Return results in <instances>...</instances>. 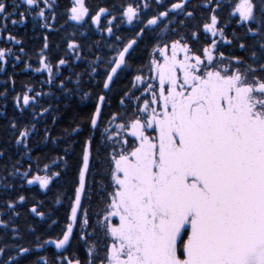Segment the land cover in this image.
I'll return each instance as SVG.
<instances>
[{"label": "trees", "instance_id": "16d2710c", "mask_svg": "<svg viewBox=\"0 0 264 264\" xmlns=\"http://www.w3.org/2000/svg\"><path fill=\"white\" fill-rule=\"evenodd\" d=\"M175 49L188 57L171 54L173 74L191 63L200 73L229 66L224 72L237 71L245 85L264 86V0H0V264H109L110 225L124 264H157L158 253L170 264L238 214L232 195L242 184L228 195L221 186L234 179L231 155L202 133L208 148L183 159L180 195L160 191V174L137 170L126 187L135 180L140 194L120 196L106 222L120 152L114 133L151 97L158 52ZM138 78L149 80L139 87ZM125 143L133 148L134 138Z\"/></svg>", "mask_w": 264, "mask_h": 264}, {"label": "rangeland", "instance_id": "374dc122", "mask_svg": "<svg viewBox=\"0 0 264 264\" xmlns=\"http://www.w3.org/2000/svg\"><path fill=\"white\" fill-rule=\"evenodd\" d=\"M177 50L172 53L169 50L158 52L156 57L158 70L152 77L153 81L151 80L155 87L149 91L151 97L145 99L139 118L119 130V133H114L118 143L116 146L120 148V152H117L114 160L117 170L115 205L107 212L106 222L111 224L113 221L117 205L121 203L120 196H124L123 200L126 197L132 200L134 196L140 194L141 190L135 180L132 187H126V184L131 182V175L137 173V170L151 175L160 174L162 177L160 191L170 190L172 195L178 193L180 195L186 167L189 166L183 165V159L189 155L193 158L195 147L200 151L208 148L202 139V133L207 134L215 140L213 144L226 147L228 151L225 150V153L231 155L232 162L228 166V159L225 156L223 159L226 169L234 170V179L228 178L221 186L228 195L234 190L235 184H242L243 191L237 189L235 190L237 193L232 195L233 200L236 195L240 196L238 207L234 208L238 214H232L233 220L226 222L222 231L213 230L211 233L207 232L204 237L198 236L189 244L185 258L176 256L171 258L169 263L264 264V86L245 85L237 71L233 74L224 72L229 70V66L223 70L218 68L200 73V69L202 70L200 63L194 65L191 63L187 66L179 64L184 75L173 74L168 70L174 65L169 61L171 54L174 55V61H180L181 51L185 58L188 57L184 50L176 53ZM159 67L167 70L166 82L162 81L163 74ZM147 80L149 79L138 78L137 86L141 87L142 82L145 84ZM160 86L163 87V91L158 94L157 88ZM193 117L196 119L192 120ZM191 120L197 121L196 125H199V129L195 128L199 144L195 146L190 143V135L187 134ZM192 129L191 124L189 130ZM241 134L248 138L245 139L243 146L238 142ZM126 136L134 138L135 143L133 148L125 151L123 145L126 144ZM216 154V159L219 160V153ZM255 158L256 160H253ZM235 161L239 164L236 165ZM248 164H252V168ZM201 167L200 163L199 168ZM207 172L212 177L217 173L211 169ZM128 174H131L129 178ZM248 181L251 184L249 192L245 191L248 189ZM171 199L168 197V200ZM109 227L114 243L112 258L116 260L115 264H124L127 252L122 246L123 242L114 236L113 232L116 231L114 226ZM163 256H165L163 253L153 254L154 262L160 264ZM114 260L109 264H114Z\"/></svg>", "mask_w": 264, "mask_h": 264}, {"label": "flooded vegetation", "instance_id": "af4514ba", "mask_svg": "<svg viewBox=\"0 0 264 264\" xmlns=\"http://www.w3.org/2000/svg\"><path fill=\"white\" fill-rule=\"evenodd\" d=\"M242 135H243V134H241V136H242ZM240 140H243V138L240 137V138H239V141H240Z\"/></svg>", "mask_w": 264, "mask_h": 264}]
</instances>
